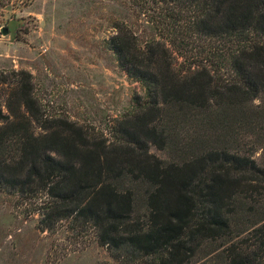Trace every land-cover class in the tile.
Wrapping results in <instances>:
<instances>
[{
    "label": "trees",
    "instance_id": "1",
    "mask_svg": "<svg viewBox=\"0 0 264 264\" xmlns=\"http://www.w3.org/2000/svg\"><path fill=\"white\" fill-rule=\"evenodd\" d=\"M142 6L169 38L143 48L116 26L112 47L145 89L140 132L168 146L176 130L193 131L171 144L182 164L162 167L124 126L110 145L77 129L36 134L32 122L46 126L32 82L19 79L15 110L0 100V192L36 199L41 230L69 218L91 226L116 264H264V164L236 140L264 139V0ZM176 41L178 51L165 45ZM156 116L159 131L147 124Z\"/></svg>",
    "mask_w": 264,
    "mask_h": 264
},
{
    "label": "rangeland",
    "instance_id": "2",
    "mask_svg": "<svg viewBox=\"0 0 264 264\" xmlns=\"http://www.w3.org/2000/svg\"><path fill=\"white\" fill-rule=\"evenodd\" d=\"M144 1L153 0H0L3 112L9 114V108H16V81L29 79L46 126L43 129L41 122H32L36 134L59 130L70 135L77 129L89 141L110 145L124 134V126L147 143L148 153L162 167L181 165L171 144L176 138L183 143L194 137L193 131L176 130L168 146L140 132L138 108L146 100L145 89L120 67L112 47L116 26L130 30L143 48L153 40L169 38L154 25L155 18L146 19L141 10ZM155 8L152 5L150 13ZM11 20L18 21L13 35L10 31L3 34L2 28ZM176 44L165 45L178 51ZM220 72L228 76L226 69ZM157 117L147 124L159 131ZM236 140L264 164V139L238 134ZM40 196L45 198V194ZM35 201L0 192V264H116L87 224L69 218L41 230ZM136 207L139 214L147 213L143 201Z\"/></svg>",
    "mask_w": 264,
    "mask_h": 264
},
{
    "label": "water",
    "instance_id": "3",
    "mask_svg": "<svg viewBox=\"0 0 264 264\" xmlns=\"http://www.w3.org/2000/svg\"><path fill=\"white\" fill-rule=\"evenodd\" d=\"M18 21L17 20H11L9 21L8 25L2 28V33L7 34L9 31L13 35V31L15 26L17 25Z\"/></svg>",
    "mask_w": 264,
    "mask_h": 264
}]
</instances>
